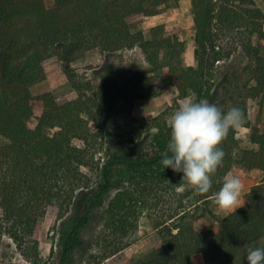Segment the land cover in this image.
I'll return each mask as SVG.
<instances>
[{
  "label": "trees",
  "instance_id": "obj_1",
  "mask_svg": "<svg viewBox=\"0 0 264 264\" xmlns=\"http://www.w3.org/2000/svg\"><path fill=\"white\" fill-rule=\"evenodd\" d=\"M179 2L54 0L48 6L45 0H0V249L7 241L8 248L39 264L36 226L49 208L67 212L77 193L92 186L84 168L102 169L105 183L99 196L105 197L116 181L124 184L105 210L93 256L98 264L130 246L145 208L151 211L148 217L154 220L159 240L137 264H192L198 254L205 264H247L250 247L264 248V179L250 189L246 204L236 212L221 219L210 209L213 193L231 171L236 130L221 145L225 157L210 191L199 195L185 187L178 192L176 205L165 203L164 195L176 191L183 175L161 164L170 138L166 121L191 95L225 112L242 109L243 126L251 128V140L264 149V133L250 124L248 115V101L264 96V10L255 0H192L197 64L187 66L185 42L163 34L162 26L146 39L130 25L135 16H154ZM137 47L150 65L146 72L168 68L171 83L178 88L173 104L150 121L132 114L137 97L155 93L151 84H140L149 79L143 70L113 88L114 71L103 75L95 87L68 68L66 75L79 98L66 102L51 92L35 96L31 90L45 80L47 60L56 57L68 66L95 49L110 54ZM234 60L221 83L222 97L215 103L217 64ZM138 88L141 92L129 94ZM84 91L93 95L85 99ZM37 107L42 114L32 128L29 120ZM111 133L133 142L152 133L153 154L133 161L110 160L100 169L96 154ZM162 204L167 208L157 216L152 211ZM206 214L218 222L219 233L203 223Z\"/></svg>",
  "mask_w": 264,
  "mask_h": 264
},
{
  "label": "rangeland",
  "instance_id": "obj_2",
  "mask_svg": "<svg viewBox=\"0 0 264 264\" xmlns=\"http://www.w3.org/2000/svg\"><path fill=\"white\" fill-rule=\"evenodd\" d=\"M264 10V0H255ZM48 6L54 4V0H45ZM133 32L142 31L146 39L153 38V30L159 26L163 28V34L176 36L185 42L184 63L187 66H196L195 59V21L192 0H180L178 6L166 8L154 16H135L130 20ZM234 61H222L217 64L214 71L218 87L215 92V103L222 97V81L230 72ZM46 71L45 80L32 86L35 96L45 92H51L59 102L76 100L79 93L69 81L66 69H72L77 78L83 82L91 81L95 87L101 82V77L114 71L113 88L121 86L128 76L136 71L143 70L146 78L140 84H151L155 90L154 95L137 97L133 104L132 114L136 118H144L148 121L163 114L167 106L172 105L178 96L177 86L171 83L170 69L164 68L157 72H146L149 63L141 48L125 50L117 53L102 54L98 49L88 52L82 59L65 66L59 58L47 60L44 64ZM147 80V81H146ZM149 80V81H148ZM148 91V88H145ZM141 92V88L129 91V94ZM84 98L88 99L93 92L84 91ZM189 98L196 101V96ZM42 114V108L37 107L33 117L29 120V126L35 128L38 118ZM249 122L252 126L264 133V96L260 95L248 101ZM170 117V116H169ZM93 126L97 123L92 121ZM139 126V124H138ZM251 128L242 126L236 130L234 143L233 163L231 174L237 175L243 183L241 203L246 204L247 194L250 189L264 179V149L251 140ZM103 141L102 139L100 140ZM80 145L79 141L75 142ZM102 151L96 154V161L100 169L110 161L138 160L148 158L153 154V134L143 136L140 141H130L129 137H119L114 133L104 140ZM84 170L91 176L92 186L79 191L71 208L67 212H61L57 207L48 209L45 217L41 218L36 226L35 238L39 241L41 259L39 264H98L94 261L97 254V242L105 221L106 207L115 194L124 186L123 181H116L107 190L105 197L99 196V190L105 183L102 169L99 172ZM121 171V170H120ZM164 197L167 202L178 203L177 191L169 192ZM243 205V206H244ZM154 210L157 216L163 214L165 209ZM167 208V207H166ZM210 209L219 218L226 217L218 212L213 202ZM140 216L139 228L133 232L132 243L123 252L118 253L99 264H137L157 244L159 236L154 229V220L148 217L149 209L145 208ZM230 214V213H229ZM228 214V215H229ZM203 223L208 225L215 234L219 233L218 222L206 214ZM7 241H3L0 249V264H34L24 258L14 248H8ZM192 264H205L203 257L198 254L193 258Z\"/></svg>",
  "mask_w": 264,
  "mask_h": 264
},
{
  "label": "clouds",
  "instance_id": "obj_3",
  "mask_svg": "<svg viewBox=\"0 0 264 264\" xmlns=\"http://www.w3.org/2000/svg\"><path fill=\"white\" fill-rule=\"evenodd\" d=\"M170 138L167 151L161 153V164L175 173H182L176 191L185 187L196 194H207L212 188V177L222 166L225 152L221 145L230 131L239 130L245 114L239 107L226 112L207 99L198 102L187 98L167 118ZM242 180L234 174L223 177L222 187L213 193L212 202L225 216L242 207ZM247 264H264V248H249Z\"/></svg>",
  "mask_w": 264,
  "mask_h": 264
}]
</instances>
